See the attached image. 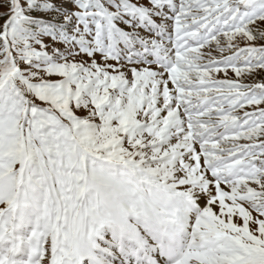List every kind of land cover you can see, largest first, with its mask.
Masks as SVG:
<instances>
[{"label": "snow or ice", "instance_id": "1", "mask_svg": "<svg viewBox=\"0 0 264 264\" xmlns=\"http://www.w3.org/2000/svg\"><path fill=\"white\" fill-rule=\"evenodd\" d=\"M0 21V264H264V0Z\"/></svg>", "mask_w": 264, "mask_h": 264}, {"label": "rangeland", "instance_id": "2", "mask_svg": "<svg viewBox=\"0 0 264 264\" xmlns=\"http://www.w3.org/2000/svg\"><path fill=\"white\" fill-rule=\"evenodd\" d=\"M0 23H2V21H0ZM257 44L258 45L264 44V41H257ZM213 48H214V45H213ZM204 51L207 52V49H205ZM213 54L216 55L217 57L220 55V53H217V52H214ZM224 54L227 55L228 53H224ZM223 75H224L223 73H220L219 74L220 78H223ZM228 76L231 78H235V74L231 70H229ZM242 82L246 84L264 82V71L256 70V72L252 75H245L243 77ZM262 107H264V105H262ZM248 110L251 111V108H249Z\"/></svg>", "mask_w": 264, "mask_h": 264}]
</instances>
